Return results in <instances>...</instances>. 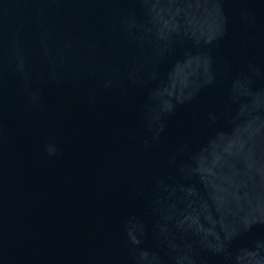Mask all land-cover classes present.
Instances as JSON below:
<instances>
[{"label": "water", "instance_id": "obj_1", "mask_svg": "<svg viewBox=\"0 0 264 264\" xmlns=\"http://www.w3.org/2000/svg\"><path fill=\"white\" fill-rule=\"evenodd\" d=\"M0 264H264V0H0Z\"/></svg>", "mask_w": 264, "mask_h": 264}]
</instances>
